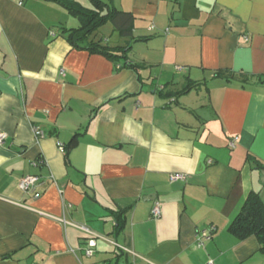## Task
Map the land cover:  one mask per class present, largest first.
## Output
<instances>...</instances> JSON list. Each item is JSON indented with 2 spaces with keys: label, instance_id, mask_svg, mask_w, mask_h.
I'll list each match as a JSON object with an SVG mask.
<instances>
[{
  "label": "crops",
  "instance_id": "0c3cea01",
  "mask_svg": "<svg viewBox=\"0 0 264 264\" xmlns=\"http://www.w3.org/2000/svg\"><path fill=\"white\" fill-rule=\"evenodd\" d=\"M105 1L131 37L107 23L91 38L129 46L138 72L71 47L60 30L79 25L56 3L0 0V264H264L227 231L250 192L264 204V84L214 77L264 75V0Z\"/></svg>",
  "mask_w": 264,
  "mask_h": 264
},
{
  "label": "trees",
  "instance_id": "16d2710c",
  "mask_svg": "<svg viewBox=\"0 0 264 264\" xmlns=\"http://www.w3.org/2000/svg\"><path fill=\"white\" fill-rule=\"evenodd\" d=\"M53 2L63 8L71 17L79 21L76 28H61L60 34L67 43L78 50H84L89 53H97L107 57L114 63L122 62L124 67H129L138 72L139 66L127 63V55L130 47H109L102 45L100 41L92 40V35L102 26L110 23L123 37H131V28L133 18L131 14L119 12L110 3L101 0H88L92 8H84L78 3L70 0H42ZM215 78L223 79L226 82H238L242 86L256 81L258 84H264L263 76H253L247 73L236 72L229 69L218 70L214 74ZM199 84L187 81L185 86L178 92L165 94L175 99L187 95L191 90L196 89ZM75 134L70 143L64 147L65 157L67 153L76 145ZM123 212L118 213L115 222V234H119L124 226ZM237 240H244L254 236L259 243V252L264 254V204L257 192H250L244 200L239 212L231 221L227 229Z\"/></svg>",
  "mask_w": 264,
  "mask_h": 264
},
{
  "label": "built area",
  "instance_id": "2783aa9c",
  "mask_svg": "<svg viewBox=\"0 0 264 264\" xmlns=\"http://www.w3.org/2000/svg\"><path fill=\"white\" fill-rule=\"evenodd\" d=\"M16 1L18 5H22L23 0H16ZM174 70L182 71L183 68L175 67ZM32 130H33V135L35 137V140H39L44 137V133L40 128L36 127V128H33ZM5 138H6L5 134L0 133V143H3ZM229 147L234 148V142L230 143ZM60 151L64 152V148L61 147ZM40 164H42V161L37 160L32 163V166L37 167ZM185 179H186V176L183 174H179V173L171 174L169 176L170 182H173V183L178 182V181L183 182L185 181ZM38 185H39V177L36 175L24 176L18 182L19 190L27 194H30V193L34 194ZM160 215H161L160 206L157 202H154L150 210V216L153 219H159ZM212 232H214V228L210 227L208 231H203L201 234H199V236H197V239H196L197 246H202L203 241L209 240ZM94 248H95L94 240L90 238L89 240H87V246L84 249V256L87 258L92 257L94 254Z\"/></svg>",
  "mask_w": 264,
  "mask_h": 264
},
{
  "label": "rangeland",
  "instance_id": "374dc122",
  "mask_svg": "<svg viewBox=\"0 0 264 264\" xmlns=\"http://www.w3.org/2000/svg\"><path fill=\"white\" fill-rule=\"evenodd\" d=\"M83 1H84V6L83 7L88 8V9L92 8L91 3L88 0H83ZM101 1L106 2L105 0H101ZM73 25H75V26L79 25V21L77 19H75L73 21ZM108 26H110V25H108Z\"/></svg>",
  "mask_w": 264,
  "mask_h": 264
}]
</instances>
